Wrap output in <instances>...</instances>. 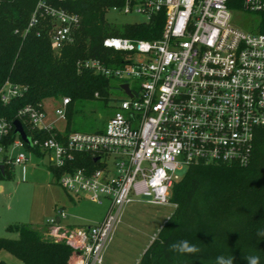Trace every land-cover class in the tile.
<instances>
[{"label": "built area", "instance_id": "obj_1", "mask_svg": "<svg viewBox=\"0 0 264 264\" xmlns=\"http://www.w3.org/2000/svg\"><path fill=\"white\" fill-rule=\"evenodd\" d=\"M241 6L248 13L264 12V0H241ZM111 9L140 14L143 24L157 22L159 33L153 40L105 37L102 46L120 54L116 65L76 62L78 72L89 70L127 86L129 94L120 89L125 98L105 127L95 133L59 131L55 123L66 120L67 97L59 98L53 121L42 103L16 113L30 131L48 133L30 138V146L49 156L50 167L62 170L56 184L66 194L108 201L95 224H63L62 209L44 224L46 239L70 248L67 264H103L127 204L139 198L169 204L172 185L192 165H246L256 132L264 129V34L234 25L228 0H122ZM79 27L77 14L38 0L23 34L43 31L59 55L75 42ZM25 89L5 82L0 102L7 104ZM12 129L0 119V165L7 168L28 161L20 137L7 140Z\"/></svg>", "mask_w": 264, "mask_h": 264}, {"label": "trees", "instance_id": "obj_2", "mask_svg": "<svg viewBox=\"0 0 264 264\" xmlns=\"http://www.w3.org/2000/svg\"><path fill=\"white\" fill-rule=\"evenodd\" d=\"M38 0H0V89L5 82L26 87L23 94L7 104L0 102V119L13 124L17 111L25 105H37L48 98L67 97L66 118H71L75 102L107 101L110 79L89 70L78 72L76 62L97 59L116 65L120 54L102 46L109 36L153 40L159 33L157 22L139 23L122 30L107 23L106 13L121 5L122 0H47L80 17L75 42L65 46L59 55L53 53L46 34L24 30ZM241 0H228L230 9ZM258 30L264 34V12L256 13ZM30 138L42 139L46 132L30 131L21 123ZM13 129L7 136L11 142ZM69 122L65 133H69ZM99 132V131H97ZM35 154L41 152L25 144ZM73 166H80L79 157ZM85 157V156H84ZM81 159V158H80ZM92 162L90 157L83 158ZM58 177L62 170L49 166ZM11 168L0 170V179L8 177ZM205 187V188H204ZM205 189L200 210L198 197ZM169 201L176 209L159 229L140 257L138 264H219L223 257L235 264H249L252 257L264 264V129H258L250 159L246 165L196 164L188 167L170 190ZM202 209V210H201ZM191 210L193 212H191ZM190 224L189 233L183 227ZM7 231L15 238H0V250H6L23 264H67L71 253L63 243L46 239L43 231L28 224H12ZM187 241L198 251L181 256L174 245ZM0 264H5L0 261Z\"/></svg>", "mask_w": 264, "mask_h": 264}, {"label": "rangeland", "instance_id": "obj_3", "mask_svg": "<svg viewBox=\"0 0 264 264\" xmlns=\"http://www.w3.org/2000/svg\"><path fill=\"white\" fill-rule=\"evenodd\" d=\"M231 10V21L234 25L248 32L260 33L258 15L245 12L241 5ZM106 20L111 26L122 30L143 23L144 17L135 13L121 14L110 8L106 13ZM109 83L112 88L109 90L107 101L96 99L98 96L94 94L95 100L75 102L72 105L70 120L67 121L69 118L58 120L55 127L65 132L69 122V131L81 133L101 131L116 110L118 101L125 98L119 88L120 80L110 79ZM59 98L62 96L48 98L42 102L49 121L55 120L53 109ZM25 152L28 157L25 165L14 166L8 177L0 180L3 186V190L0 191V238L16 237L7 231V227L12 224L42 227L60 209L66 215L63 224H95L103 218L107 210V200L98 204L86 198L71 197L56 184L57 176L49 169L47 154L37 155L29 149ZM204 188L198 197V207L193 211L197 212L203 206ZM175 209L176 204L170 201L169 204L156 206L147 203L144 198L127 204L120 213L112 238L107 244L105 251L109 256L104 255L103 264H138L137 261L146 247ZM183 231L189 233L190 224L185 225ZM177 252L180 254L178 256L183 254L178 249ZM0 261L5 264H23L6 250H0Z\"/></svg>", "mask_w": 264, "mask_h": 264}, {"label": "clouds", "instance_id": "obj_4", "mask_svg": "<svg viewBox=\"0 0 264 264\" xmlns=\"http://www.w3.org/2000/svg\"><path fill=\"white\" fill-rule=\"evenodd\" d=\"M173 247L177 248L181 253L184 252L194 253L198 251V249L195 246H190L187 241H182L180 244L174 245ZM219 264H231V261L223 257H220ZM249 264H258V258L252 257L249 261Z\"/></svg>", "mask_w": 264, "mask_h": 264}, {"label": "water", "instance_id": "obj_5", "mask_svg": "<svg viewBox=\"0 0 264 264\" xmlns=\"http://www.w3.org/2000/svg\"><path fill=\"white\" fill-rule=\"evenodd\" d=\"M120 89H123L127 94H129L128 90H127V86L126 85H120L119 87ZM13 127H14V131L13 134L14 135H18L20 137V139L27 144L28 146H30V139L27 137L21 123L18 120L13 121ZM0 170H3V166L0 165Z\"/></svg>", "mask_w": 264, "mask_h": 264}, {"label": "crops", "instance_id": "obj_6", "mask_svg": "<svg viewBox=\"0 0 264 264\" xmlns=\"http://www.w3.org/2000/svg\"><path fill=\"white\" fill-rule=\"evenodd\" d=\"M3 179H5V178H3ZM0 180H1V179H0ZM2 190H3V186H2V184L0 183V191H2ZM100 220H101V219H100ZM100 220H99V221H100ZM31 227H32V226H31ZM32 228H34V227H32ZM34 229H37V230H41V229H42L41 231H43V230H44V225H43L42 227H37V228H34ZM150 243H151V242H150ZM146 248H147V247H146ZM105 250H106V248H105ZM105 250H104V253H103V258H104V255L107 256ZM144 251H145V250H144ZM142 254H143V253H142ZM108 256H109V255H108ZM108 256H107V257H108ZM138 262H139V260L137 261V263H138Z\"/></svg>", "mask_w": 264, "mask_h": 264}]
</instances>
